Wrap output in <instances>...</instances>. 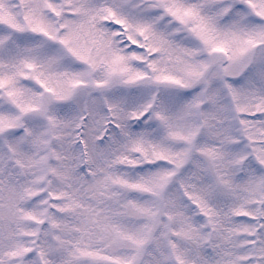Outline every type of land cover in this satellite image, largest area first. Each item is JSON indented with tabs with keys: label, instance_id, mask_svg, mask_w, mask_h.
Returning <instances> with one entry per match:
<instances>
[{
	"label": "snow or ice",
	"instance_id": "1",
	"mask_svg": "<svg viewBox=\"0 0 264 264\" xmlns=\"http://www.w3.org/2000/svg\"><path fill=\"white\" fill-rule=\"evenodd\" d=\"M0 264H264V0H0Z\"/></svg>",
	"mask_w": 264,
	"mask_h": 264
}]
</instances>
